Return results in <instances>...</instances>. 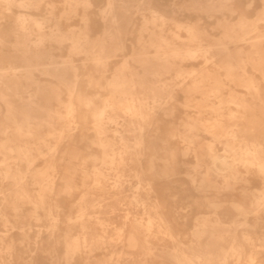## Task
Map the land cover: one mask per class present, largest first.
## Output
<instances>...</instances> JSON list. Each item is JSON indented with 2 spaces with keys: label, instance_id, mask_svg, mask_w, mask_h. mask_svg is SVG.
I'll list each match as a JSON object with an SVG mask.
<instances>
[{
  "label": "bare ground",
  "instance_id": "1",
  "mask_svg": "<svg viewBox=\"0 0 264 264\" xmlns=\"http://www.w3.org/2000/svg\"><path fill=\"white\" fill-rule=\"evenodd\" d=\"M260 1L251 17L255 0H0V59L11 57L0 61V264H230L246 246L254 264L264 248V133L252 108H264ZM183 11L198 17L181 21ZM201 13L215 16L219 34ZM178 90L212 116H179ZM190 155L195 173L186 172L205 197L219 179L235 190L250 173L263 186L249 206L209 199L185 244L167 198Z\"/></svg>",
  "mask_w": 264,
  "mask_h": 264
},
{
  "label": "rangeland",
  "instance_id": "2",
  "mask_svg": "<svg viewBox=\"0 0 264 264\" xmlns=\"http://www.w3.org/2000/svg\"><path fill=\"white\" fill-rule=\"evenodd\" d=\"M180 1V0H178ZM253 7L250 9V13L249 15L251 17H255L256 16V13L258 11V9L261 7V1L260 0H255V2L253 3L252 5ZM257 8V9H256ZM21 12V10L19 11ZM27 12L26 9H23L22 13H25ZM147 14L148 11H147ZM167 15L170 14V12L166 13ZM185 14V15H184ZM237 15H238V12L234 14V18H237ZM137 16V17H136ZM177 16L179 17V19L181 21H187L188 20V17H192L193 19H196L198 17V14L193 12V11H183L182 13L179 12L177 14ZM203 17V21H205L204 23L207 24L209 27L208 29L213 32L214 34H219L220 33V29L216 27L217 25V19L214 17L210 18L208 17V15H206L205 13H201V15ZM135 17H136V28L139 29V27L141 25H139L140 23H142L141 21V18H142V13L141 12H137L135 13ZM186 18V19H185ZM208 20V21H207ZM170 24V25H169ZM211 26H210V25ZM171 23V22H168L167 24V32H170L172 29H177V26ZM174 27V28H173ZM214 27V28H212ZM212 28V29H211ZM138 29H136L135 31V34H137L138 32ZM218 29V30H217ZM183 30V31H182ZM180 30L181 34L182 35H186V30L182 29ZM183 32V33H182ZM137 42V39L135 38L134 35L130 36L129 38V41L127 43V49H128V53L130 52L131 53V46H132V43H136ZM124 55H119L117 56L115 59H113L115 62L111 64V69L114 68L116 66V62H119L122 57ZM10 56L9 57H5V58H1L0 61H2L4 64H6L7 62H9L10 60ZM14 59V58H12ZM199 62V61H197ZM196 62V64H198ZM201 62V61H200ZM199 62V64H200ZM192 63H188L187 65H189L188 67H190ZM250 68V67H249ZM251 70V68H250ZM108 73H111V71H109ZM257 75L259 76V73H257ZM43 76V75H42ZM51 75L50 74H47V75H44V77L48 78L50 77ZM170 77V76H169ZM52 79H58L56 76H53L51 77ZM172 78V76H171ZM103 83L106 85L104 88H102V91L104 92L105 91V94H110V88L108 87V79L104 78L103 79ZM241 88V87H240ZM91 89V88H90ZM243 89V88H241ZM58 91V90H57ZM59 93L61 92V98L62 99H66L68 98V94H67V89H66V84L64 85V83L62 84L61 88L59 89L58 91ZM182 90H178L176 95H177V98L176 100H174L176 102V112L179 116H183L185 117L184 115L186 114V112H189L191 114H194V115H197L199 114L200 112L199 111H202V116L203 117H211L212 114H210L209 112H204L203 109H206V108H198V107H194V106H191V107H187L186 106V102L184 100H187V94L185 92H183ZM57 97V95H56ZM186 97V98H185ZM180 101V102H179ZM194 104L195 101H193ZM61 104V103H60ZM183 104V105H182ZM254 103H252L253 105ZM262 105L261 103H255V105L252 106L253 109H255L256 114L260 115V120L262 119V122L260 121L258 123V125L260 127H258V131H261L258 135H263L264 132L263 131V127L262 125H260L261 123L263 124L264 123V119L262 116L263 114L258 112L261 111L262 109H264L263 107H261V109L257 106H260ZM60 107L61 111L64 113L66 111V106H65V102H63L61 105L57 104V107ZM187 107V108H186ZM232 107H235V105L233 104ZM199 109V110H197ZM185 110V111H184ZM185 113V114H184ZM208 113V114H207ZM262 114V115H261ZM258 115V116H259ZM262 117V118H261ZM257 125V126H258ZM261 129V130H260ZM203 137H206L207 139H211V136L210 134L206 133V132H202L201 133ZM205 138V139H206ZM206 139V140H207ZM221 143H217V148L220 150V151H223V144ZM68 158L65 162V167L66 168H75V165H74V161H71L70 159V155L68 154ZM72 158V157H71ZM186 159L189 161V164L190 165L189 167L185 166L184 167V172L181 174V182L180 183H173L172 186H170L169 188V192L171 194V197L172 199H169L167 198V206L169 208H173V206H176L177 209H178V214H179V223H180V230H181V235H180V238L184 241L185 244H189L190 240L193 238V227H194V224H195V221H196V218L198 216H201L202 214H205L208 212L211 211V209L209 208V206L207 205L209 203V199L210 200H222V199H227L229 197V199L231 200H235V201H238V202H244L245 205L249 206L251 205V202H252V196L250 194V191L251 190H254V189H258V188H262L263 184L261 183L260 181V178L258 177V175L256 173H250V174H247L248 178L250 179V182H239L237 183L236 185V189L235 190H230V189H225L222 186V180L219 179L221 181V184L219 186V188H213L211 189L210 191H208L206 194H207V197H205V193L201 192V191H198L194 188V186H192V183H191V180H190V177L188 176L189 174H187L186 170H190L191 172H194L195 171L191 168L192 164L194 163L195 159H194V156L193 155H190L188 157H186ZM34 160L37 162V158L35 157ZM39 162V161H38ZM191 168V169H190ZM243 169V168H242ZM200 170V169H199ZM204 170V169H203ZM199 174V173H198ZM255 174V175H254ZM242 183V184H241ZM247 188L248 187V191H244V188ZM251 187V188H250ZM104 189H100V188H96L95 189V195L96 197L99 199L100 198V193L103 192ZM217 190V191H216ZM225 190V191H224ZM229 191V192H228ZM240 191V192H239ZM200 192V193H199ZM150 193V192H149ZM147 191H144V196H145V200L147 202H149L150 204H152L153 200H152V194H149ZM228 193V194H227ZM231 193V194H229ZM233 193V194H232ZM242 196H241V194ZM227 194V195H226ZM235 194V195H234ZM249 194V195H248ZM222 195V196H221ZM248 195V196H247ZM220 196V197H219ZM233 196V197H232ZM246 196V197H245ZM74 196H70L69 198L73 199ZM212 197V198H211ZM127 201V200H125ZM249 201V202H248ZM204 202H207L206 204H204ZM111 203H108L106 204V206H103L102 208H98V209H95L94 211L91 210L92 212H95L97 211L96 214H99L100 211L102 212H107L109 210H111V207L112 205H110ZM114 207V206H112ZM119 207V206H118ZM124 207H127L126 205L125 206H121V212H124ZM130 207L132 210H138V208H134L133 206H128ZM202 208V209H201ZM206 211V212H205ZM228 213V214H226ZM221 212V215L224 217V219L226 220H229L231 217H233L234 215V209L232 208V206L229 204H227L223 209L222 211L220 210ZM224 212V214L222 213ZM230 214V216H229ZM228 216V217H227ZM170 217H173L172 215H170ZM240 218L243 219V216H239ZM239 218V219H240ZM250 221H254V218H251ZM120 224V223H119ZM193 224V225H192ZM263 225H264V222H263ZM260 229V231H259ZM242 228L239 229V232H241ZM264 230V228H258L257 231L258 232H262ZM110 232H114V230L110 229ZM184 234V235H183ZM187 235V236H186ZM190 237V238H189ZM187 240V241H186ZM189 241V242H188ZM257 250H259V254H258V257L257 259L254 261V264L255 263H260V264H264V248L262 246H257L256 247ZM248 252V253H247ZM250 253V247L249 246H246V252L244 253V258L241 259V260H237V259H231L230 260V264H252L250 263V261H247L246 260V256L249 255ZM263 258V259H262Z\"/></svg>",
  "mask_w": 264,
  "mask_h": 264
}]
</instances>
